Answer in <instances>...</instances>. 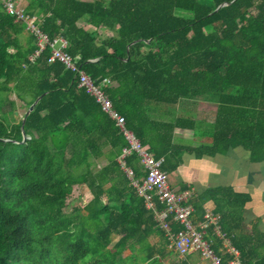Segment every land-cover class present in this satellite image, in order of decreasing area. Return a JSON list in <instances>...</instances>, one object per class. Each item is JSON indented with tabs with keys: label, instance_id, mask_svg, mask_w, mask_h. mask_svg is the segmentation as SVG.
Listing matches in <instances>:
<instances>
[{
	"label": "trees",
	"instance_id": "trees-1",
	"mask_svg": "<svg viewBox=\"0 0 264 264\" xmlns=\"http://www.w3.org/2000/svg\"><path fill=\"white\" fill-rule=\"evenodd\" d=\"M26 1L25 14L38 18L50 41H65L64 52L83 73L97 84L109 81L102 89L124 128L164 159L163 171L176 170L183 153L214 156L238 147L251 163L264 161V0ZM36 50V38L0 1V139L8 140H0V264H162L170 242L155 219L162 205L153 196L154 211L147 209L133 185L146 177L139 154L123 156L130 145L115 121L75 73L48 62V46L30 60ZM40 96L21 143L22 118L8 124L2 114H13L17 102L26 111ZM198 100L215 105L211 123L150 115L151 106L172 110ZM175 129L210 142L175 145ZM82 186L92 195L84 214L66 213ZM250 200L217 188L190 204L201 219L204 204L213 202L240 263L264 264V239L243 230ZM169 222L171 233L181 229ZM206 233L214 254L229 264L221 239L211 227ZM152 236L162 245L151 244Z\"/></svg>",
	"mask_w": 264,
	"mask_h": 264
},
{
	"label": "built area",
	"instance_id": "built-area-1",
	"mask_svg": "<svg viewBox=\"0 0 264 264\" xmlns=\"http://www.w3.org/2000/svg\"><path fill=\"white\" fill-rule=\"evenodd\" d=\"M3 7L9 15H12L18 21H22L26 26V31L31 33L36 38L37 50L30 56L33 60L46 46L50 48L51 54L48 58L49 63L58 61L67 69L75 73L79 79V87H82L86 92L93 97L95 102L99 104L101 110L105 112L110 119L115 121V124L120 128L123 136L130 145L129 150H123V156L131 151H136L140 156V162L146 171V177L142 185L133 183L137 187L138 193L145 199L147 209L154 211L153 196L157 202L162 205V210L155 212V219L159 224L160 229L165 233L170 242V248L180 257H185L193 253H198L202 260L208 261L209 264H222L221 258L214 254L210 248L209 242L206 239L207 230L211 227L214 234L221 239L222 247L225 252L232 257L229 264H241L240 254L230 243V240L220 232L219 216L211 211H205L202 216V221L198 225H194L192 216L194 208L189 203L191 194L176 193L172 190L169 184L167 172L163 171V158H154L142 148L133 134L124 128V118L117 114L112 106L111 101L104 94L102 87L108 83L104 80L101 83L92 81L85 73L77 66V58H72L64 52L66 46L62 38L50 41L38 27V18L25 14L24 10L17 7L13 0H0ZM58 46V47H57ZM129 177L132 176V171L125 170ZM150 193V194H149ZM177 223L181 229L177 233H171L170 222Z\"/></svg>",
	"mask_w": 264,
	"mask_h": 264
},
{
	"label": "crops",
	"instance_id": "crops-1",
	"mask_svg": "<svg viewBox=\"0 0 264 264\" xmlns=\"http://www.w3.org/2000/svg\"><path fill=\"white\" fill-rule=\"evenodd\" d=\"M13 1L17 7L24 10L27 3L26 0ZM12 96L15 99V96ZM203 105L209 106L210 111H212V113L209 112V117L206 116L207 113L203 112L204 110H200ZM23 109V106L17 102L13 114L14 117L19 115L22 117L27 111ZM149 111L151 117L157 120L168 119V117H172L171 115L175 117L181 115L192 117L198 122L211 123L216 107L212 103L198 100L195 103L185 101L175 106L172 110L164 106H151ZM201 114L203 116H200ZM208 142H210L208 137L193 136L192 131L188 129H175L174 131L173 143L175 145L196 147L200 143ZM167 174L173 191L191 194L189 203L208 189L230 188L237 193L249 194L251 200L245 204L242 213L243 230L245 234L251 236L253 239L255 234L264 239V161L251 163L248 153L240 147L231 149L226 154H216L214 156L203 155L197 157L193 153H183L176 170L167 172ZM213 208L214 205L211 201L203 206L204 212H212ZM192 221L194 225H198L202 221V217L200 219L194 211ZM168 248L172 253L176 254L170 248V244ZM261 251L264 252V248H261ZM177 257L179 260L176 261L171 258L168 263L209 264L208 261L202 260L198 253L185 257H180L177 254Z\"/></svg>",
	"mask_w": 264,
	"mask_h": 264
},
{
	"label": "rangeland",
	"instance_id": "rangeland-1",
	"mask_svg": "<svg viewBox=\"0 0 264 264\" xmlns=\"http://www.w3.org/2000/svg\"><path fill=\"white\" fill-rule=\"evenodd\" d=\"M19 5H21V4L19 3ZM8 97L10 99H12V100L14 99V97L12 96V94L9 95ZM200 110L201 111L204 110L203 112L207 113V115H206L207 117H209V112L212 113V111H210L209 106L207 107L206 105L201 106ZM13 114H11V113L8 112L6 114H2V116L5 118V120H6V122L8 124H11L12 122H17L19 119L22 118V117H20V115L14 117ZM200 116H203V115L201 114ZM104 163H105V161L103 159L102 160H99L98 162H96L95 168H93V170H97ZM78 195L80 196L79 199H76V198L71 199V201L69 202L67 208L65 209V212L66 213L73 214L74 216H77V214L78 215L84 214L83 207L91 200L92 195H91V193L89 192V190L85 186H82V190H80V192L78 193ZM75 210H78V212L75 211ZM74 216H72V217L74 218ZM117 239H118V236H116L114 234L112 236V241L115 242ZM149 242L151 244H156V245L157 244H161L162 245L161 241H159L158 237H156V236H152L149 239ZM165 252L168 253V254L171 252V255L168 256L167 258H165L164 261H162V264H169L168 262L171 260V258L174 259V260H176V261L179 260V258L177 257V254L172 253V251L169 248H166ZM129 254H130L129 250H125L123 252V256L124 257L128 256ZM140 256H141V254H138V257L137 258H139Z\"/></svg>",
	"mask_w": 264,
	"mask_h": 264
},
{
	"label": "water",
	"instance_id": "water-1",
	"mask_svg": "<svg viewBox=\"0 0 264 264\" xmlns=\"http://www.w3.org/2000/svg\"><path fill=\"white\" fill-rule=\"evenodd\" d=\"M226 5H228V4H224V5H219L214 11H213V13H216L219 9H221L222 7H224V6H226ZM147 42H149V41H147ZM133 43H135V42H133ZM129 47V46H128ZM40 98H41V96L40 97H38L33 103H32V105L27 109V111L25 112V114L22 116V121H21V127H20V129H21V133H22V140H21V143H24L25 141H26V139H27V137L25 136V134H24V124H25V120H26V118H27V116L29 115V113L33 110V108H34V106L37 104V102L40 100ZM1 141H4V142H7L8 140H2V139H0Z\"/></svg>",
	"mask_w": 264,
	"mask_h": 264
}]
</instances>
